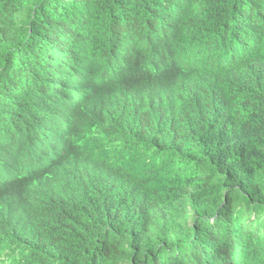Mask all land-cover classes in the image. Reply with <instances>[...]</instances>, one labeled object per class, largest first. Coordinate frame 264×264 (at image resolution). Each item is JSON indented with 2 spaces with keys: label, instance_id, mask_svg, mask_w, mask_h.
<instances>
[{
  "label": "trees",
  "instance_id": "trees-1",
  "mask_svg": "<svg viewBox=\"0 0 264 264\" xmlns=\"http://www.w3.org/2000/svg\"><path fill=\"white\" fill-rule=\"evenodd\" d=\"M22 139L0 264H264V0H0Z\"/></svg>",
  "mask_w": 264,
  "mask_h": 264
},
{
  "label": "clouds",
  "instance_id": "clouds-1",
  "mask_svg": "<svg viewBox=\"0 0 264 264\" xmlns=\"http://www.w3.org/2000/svg\"><path fill=\"white\" fill-rule=\"evenodd\" d=\"M222 43V42H221ZM224 44V43H222ZM124 59V58H120ZM116 60L115 62H117ZM34 145L32 141H26L25 139H22L21 142L14 148V152L12 156L8 158L2 159V161L6 164V166L2 169H0V172L9 173V172H17L12 171L11 169H24V170H35V168H31V166H34V163H28L31 162L32 159H39L44 152H37L34 150ZM35 153H38L37 155H34ZM24 172V171H20ZM36 173V172H35ZM4 174H0V179L3 178ZM21 174V173H19ZM34 174V173H29ZM29 174H26L19 179L25 180L28 178ZM9 178V177H8ZM0 182H3V180H0ZM8 185V184H7Z\"/></svg>",
  "mask_w": 264,
  "mask_h": 264
}]
</instances>
